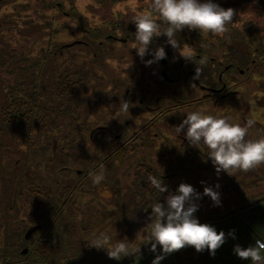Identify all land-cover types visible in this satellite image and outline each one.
I'll use <instances>...</instances> for the list:
<instances>
[{
    "label": "rangeland",
    "instance_id": "1",
    "mask_svg": "<svg viewBox=\"0 0 264 264\" xmlns=\"http://www.w3.org/2000/svg\"><path fill=\"white\" fill-rule=\"evenodd\" d=\"M230 1L236 2V0ZM237 1L238 5L235 8L236 14L245 16L246 12L244 8L247 7L249 11V14L246 16L247 19H249L250 17H254V15L256 13H259L261 10L258 3H250L246 5L241 0ZM80 3L82 6H80ZM150 3L151 0H149L145 4L138 2V0H128L127 2L123 3L127 4L128 6H125L122 10H119V5L115 7L114 10L117 13L120 11L121 14L125 15L126 19L128 14H138L140 11H146V7ZM78 4L80 9L87 15L91 14V23L94 24L93 26L97 27L106 25L101 19L108 18L104 15L108 7L94 6L95 8H91L88 6V2H81L80 0L78 1ZM62 22H64L65 25H69V31H67L69 34L65 32V34L67 33L66 39H72V34L74 35V39L82 37V34H79L78 28L72 25L71 22L66 19L62 20ZM257 23L259 26L263 25L264 18H257ZM241 24L242 23L240 22V25ZM70 27H72L73 29H70ZM134 43L135 40L132 43L128 42L123 46H120L119 43H115L117 44L116 47L119 50L112 51V53L117 56H123L122 58H117L118 60H120V66L113 64V62L109 64L105 60H103L104 65H100V61H102V59L96 55L97 60L94 64L95 69L99 70V72H97L98 74L96 75L97 77H95V79L92 78L93 81L91 79L86 80V87L85 85L82 86L84 78L81 79V76H74L73 80L70 79V81H73V84L75 85L72 86V90H68V93H71V99L69 100H72V98L73 101L76 100V108H74L72 114L65 110H63L62 113L53 112L52 119L54 122H51L53 126L57 124L55 121H60V125H62L63 128H61L62 131L59 136L66 138L70 134L74 135V140L71 141V145L69 147H67L66 144L62 146L64 144L63 142L59 143L58 145L54 144V140L56 139L57 135L47 132L46 126H44L43 129L40 128V126L33 121H31L29 126H27L25 129V132H28L31 136L30 141H27L26 138H22V136L18 134L11 135L8 133V131L0 133V146H2L3 150L10 156V164L14 168V171L18 173L21 170L20 173L23 174L25 169L30 170V172H28L24 176L14 177V175L16 174L15 172L11 173L1 168V166H6V162L3 160L2 155L0 154V195H2L0 196L1 200H5L6 197L3 198V196L9 195V193L11 192L10 187L7 186L9 182H11V184L14 183L15 189H17V196L13 195L12 199L6 200L10 209L0 212V221L3 224L9 225L11 227L16 226L17 224L15 223V213L18 212L17 208H28L27 210L21 211L28 214L30 207L22 205L27 201V198L32 194V192H34L36 189L45 188V184L53 182L58 177H60L61 180L75 179L73 183L76 184L77 181V184L74 187V195L69 203L72 205L73 202H76V204H73L72 206L77 205L79 209V211L77 212H79V218L81 220L80 223H83L84 227H88L89 230L95 226L108 225L109 228L113 227V230H111L112 235H110L111 243H115L117 240H122L123 236L126 239L128 238V235H133L136 232H139L138 236L127 242L133 244L136 248H140V252L135 255L123 257L120 260L110 259L107 255V252L105 254H102L101 252L99 253V255L102 256L101 259L103 260V263L101 264H119L120 262V264H152L157 254L150 250L151 244L148 243V232L145 234H141L140 231H138L139 229H141V226L135 229L129 227V225L134 226L135 224L141 222L137 215L147 218V215L144 211H147V208L149 207L148 202H135L133 204H129V200L123 199L125 197L124 195L123 198L121 197V205L122 208L124 210L126 209L127 211L123 214L122 212H120V206H117L115 204V201L118 200V195L115 194L114 190L112 189L113 183L111 180L120 176L123 180H126V182L130 183L138 177L136 186H142L139 178L144 177L143 174H147L148 169H151L159 174L163 172L168 173L169 171L164 170L163 167L159 165L158 156L156 154L157 145L160 147H164L162 141H160V139H158V141H154V155L149 154L147 158L150 164L137 166L136 163L131 159L139 156L136 150L133 152L134 155H131V147L126 151L120 150V147L122 146L121 140H116V138L113 139L112 136H109L108 138L106 136L101 137V134L91 132L92 129L97 130L100 126H105L114 129V135H116L122 131L121 125H123V123H125V121L129 117H133V119L137 120L135 122L138 123V120H142L148 115V113L142 111H137L133 114L129 113V111L135 106V104L130 107L127 113L119 111L120 102L124 97L125 89L129 87L125 85L122 80H120V78L127 79L129 81L132 80L129 76V71H126V69L129 68L124 69V67L127 65L126 63H128V65L130 66L134 64V56L131 55L133 54L132 46ZM74 53L77 54V56H74V58H79L80 54L78 53V51L76 50ZM91 55L94 54L91 52ZM85 57L91 59L89 54L85 55ZM118 67L122 70H118ZM67 79L68 78L66 77V80ZM104 86L106 89V93H99V91L103 89ZM115 86L119 87L116 88ZM156 88L157 87L155 86V89ZM187 93L191 94V92L189 91ZM190 97L192 96H189V98ZM3 99L4 96L0 92V103L3 101ZM258 104L264 108V103L259 102ZM234 105L236 106V103H234ZM67 106L69 107V104H67ZM253 106L255 108V111L260 109L259 111L263 112V109L261 107H258V105L253 104ZM226 107L228 109L226 112L224 111V109H219L218 107L217 114L224 115L229 112L228 116H231L233 122L242 125L243 122L240 119V114L237 112V109L234 112L231 109H235V107H231L229 104H226ZM246 116L254 117L256 120L262 121L256 116L255 113L247 112ZM84 124L87 125L86 130L81 128V126ZM256 126H258V123H255V125L249 129L247 138H258L261 136V132L257 129ZM72 128L75 129L71 130ZM91 133L92 137L94 136L93 138H91ZM33 141L35 144H39L38 147L41 148L43 147V143L45 142V147L49 158H52L53 154L58 148L61 149L56 157V159L60 161V165H56L54 163V160L52 162L54 168L52 169L51 173L39 171L41 163L39 159L40 155H38L36 152H34L33 149H31V143ZM102 146L111 148L107 153L99 156L98 154L101 152L100 147ZM53 148L56 150L53 151ZM115 154L118 155L115 156ZM106 155L110 156V158H104V160L103 157ZM95 156L96 160L93 164L90 165V167L92 169L96 168L95 173H99L101 170H103L105 179L100 184H94L89 174L80 175L77 173H73L70 170L65 171L67 167L77 168L79 167L80 163H82L83 161L88 162L90 158H93ZM198 157L203 156L199 155ZM31 159L32 163H27L26 160ZM202 160L205 162V159ZM20 162L22 163V166L20 165ZM190 166L197 171H199L200 169L204 170L203 166L190 165L188 163L181 165L179 164V166L175 165L173 167L169 165L167 166V168L172 169L170 170V172H173L174 170L177 173L175 179L176 177H178L177 179L181 181V183L192 185L191 182L194 180L192 178V175H195L196 173L193 171H188ZM260 166L264 169V165ZM57 169L59 170V173L56 172ZM185 171L189 172V174L185 177H179L181 176L180 174H183ZM209 171L213 176L211 180L207 182V185L213 187L214 190L218 191L220 194H223L220 196L221 205H214V202L210 197L204 196V198L200 199L199 202L196 201V203L199 205V208L194 215L199 219L201 223H208L215 227L217 232L224 231L226 234V242L216 251L214 256L211 255L207 249H205L203 252H197L194 247L189 246L186 247L189 250L186 251L187 253L182 249L176 251L174 252V254L172 253L167 255L163 260L160 261V264H188L185 260V257L187 256H189L188 258L191 260L192 264H253L251 260H242L241 258H239L238 255L234 252V247L236 245H240L243 248H247L250 245H254L256 239L259 236L264 237V232L261 231L263 228H260L264 226V206H261L264 204L261 203V205H255L254 202L255 198L264 194V172L261 173V171H257L256 168H254L252 169V171L245 172L246 174L244 176L240 174L239 177L241 189L240 192H237L235 175H229L228 173L223 171L218 174L215 166H208V170L206 172ZM254 171L255 173H253ZM64 173H67V175H63ZM252 173L253 178L251 177ZM173 179H170V182H172ZM217 184L219 185V188L215 187ZM87 189L89 193L84 191ZM125 193L126 192L124 191V194ZM243 195H245L246 197L242 198ZM239 201L241 202L238 203ZM82 204L85 206L86 211L81 214L80 208ZM237 208L239 209L237 210ZM133 214L134 216L131 220L130 216ZM233 217H238L236 218L237 221L245 222L248 224V226L239 227V230L237 232V230L234 229L233 226L236 225V220ZM230 218H233V220H230V222L227 223V220ZM221 223H223V225H221ZM120 226L123 228V230L121 231L119 230ZM129 230L133 233L128 232ZM230 230L232 232L234 230V236L228 235L231 232ZM83 237L85 238V235H83ZM87 239L91 241L93 238L90 237ZM157 251L162 253V249H160L159 246ZM185 253L187 256H185ZM262 255H264V253H262Z\"/></svg>",
    "mask_w": 264,
    "mask_h": 264
},
{
    "label": "flooded vegetation",
    "instance_id": "2",
    "mask_svg": "<svg viewBox=\"0 0 264 264\" xmlns=\"http://www.w3.org/2000/svg\"><path fill=\"white\" fill-rule=\"evenodd\" d=\"M56 1L59 3V8L58 12H55L54 14L57 17L56 19L59 21L58 27H61L62 29V31L57 34L56 39L60 42V46L71 48V52H75L76 50L78 51L80 56L79 58L75 59H81L82 62L76 63L82 66V69L85 73L90 71L84 76V80L91 79L93 81L92 78L95 79V77H97L96 75L98 74L97 72H99V70L95 69L94 64L97 60V57L94 59V63L92 62L89 64V66L87 65V61L89 59L86 58L85 55L89 54L91 57V52L94 54L92 56L97 55L102 59V61H100V65H104L103 60H105L109 64L113 62V64L120 66V60L117 58H122L123 56H117L113 54L112 51L119 50L117 49V44L115 43H119L120 46H123L126 43H132L135 40L134 34L136 32V26L132 21V18L136 15V13L128 14L125 19V15L121 14L120 11L117 13L114 9L120 5L119 10H122L123 7L128 6L127 4H123L128 0H80L81 2H88V6L91 8H95L94 6L108 7L107 11L104 13V15L108 18L101 19L106 25L97 27L93 26L94 24L91 23V14L87 15L80 9L78 4L79 0ZM148 1L149 0H138V2L143 4L147 3ZM241 1H243L246 5L250 3H258L261 8L260 12L256 13L254 17L247 19L246 16L249 14V11L247 7H245V16L236 14L232 23L227 25L228 30L223 35L202 33V37H197L199 30H190L188 28H185L183 31L176 34V39L182 48L186 47L190 49L197 59L203 56L207 57V63L202 65L203 74L199 80L194 81L192 79L193 76H195V68L197 65L192 61L185 60L180 55L178 49H174L170 44H168L167 36L154 38L153 42L150 44L149 54H146L143 60H141L137 54V49H132L133 54L131 55L134 56V64L130 66L128 63H126L127 65L124 67V69L129 67V69H126V71H129V76L132 80L129 81L127 79L120 78V80H122L125 85L129 86L125 89L123 99L125 101H129L131 105L135 104L129 113L133 114L134 112L142 111L148 113V115L142 120H138V123L135 122L137 120L133 119V117H129L125 123L121 125L122 131L116 135H114V129L105 126H100L97 130H91L92 133L95 132L96 134H101V137L106 136L108 138L109 136H112L113 139L116 138V140H121V151L129 150L131 147V155H134L133 152L136 150L139 156L131 159L136 163L137 166H140L143 163V160L145 164L147 162L149 163L147 159L148 155H154L153 143L154 141H158V139H160L164 147L157 145L156 154L158 156V163L163 167L164 170H172L171 168H167L169 165L173 167L175 165L179 166V164L181 165L186 163L204 167V170L200 169L197 171L190 166L188 170L189 172L193 171L196 173L195 175H192L194 180L191 182V184L195 190L202 195V198L205 196L203 195L204 188L208 186L207 182L210 181L213 176L210 174V171H206L208 170V166L214 165L211 159L207 156L208 149L203 144L199 146L200 148L190 144L185 135L186 128L179 135L175 133L174 128L180 125L183 120L187 118V112L203 110L206 113L212 115L228 116L229 112L224 115L217 114V108H222L226 112L228 110L226 104H229L231 107H235V109H231L232 111L235 112L237 109V112L240 114V119L243 122L242 125H244L247 120L254 119L256 123H258L259 128L258 126L256 127L261 132V136L264 135V108L258 104L259 102L264 103V55L260 54L259 58H256L255 51H259V47L255 46L254 42H249L247 39L240 43L238 42L239 39L236 38L237 35H243V32L239 30L238 26L242 27L243 24L248 20H254L255 23H257V18H264V16H262L263 6L261 4L264 1ZM213 2L219 4L223 8L225 7L224 4L227 3L225 0H214ZM234 4L235 5L231 6L233 9H235L238 5V1L236 0ZM149 5L146 7V11L148 10ZM80 6H82L81 3ZM71 10L81 12L84 15V18L87 19L88 25L98 31L99 39L96 43L89 39L83 30L80 29V26H84V24L82 23V25H80V23L77 22V19H75L73 16L70 17ZM64 19L76 26L78 28L79 34H82V37L74 39V35L72 34V39H66L68 33L67 31H69V25H65V23L62 22ZM240 22L242 23L241 25ZM236 27L238 30H235ZM70 29L73 28L70 27ZM65 32L67 33L65 34ZM44 34L45 31L43 32L42 36ZM230 34H232V36L235 38L229 37L228 35ZM258 34L259 36L257 35L256 38L257 42L260 43V47H264V23ZM160 46L165 48L166 58L158 62H154L150 66H146L145 61L153 59L151 52ZM71 52L69 55L66 52H63L59 56L52 57L48 61V63L56 64L59 70V75L64 72L65 68L74 70L75 68L77 69V67H79L78 64L71 61V59L74 58V54L72 55ZM118 70L122 69H119L118 67ZM74 74L75 76L77 75L76 73ZM47 76H51V73L49 72ZM193 84H195V86H192ZM155 86L157 87L156 89ZM115 87L118 88L119 86ZM188 91L191 92V94L187 93ZM99 93H106L105 86L99 91ZM189 96L192 97L189 98ZM61 97L66 100L70 99V96H67L66 98L65 94H61ZM234 103H236V106ZM253 104L261 107L263 112H260V109L255 111ZM247 112L255 113L256 116L262 121L256 120L254 117H247ZM58 113H62V111L60 110ZM50 118L52 122H54L52 115ZM55 122L57 124L47 128V132L57 135L56 139L54 140V144L58 145L61 142L59 140L60 138L58 139L57 137H62L59 136V134L61 133V128L63 127L60 125V121L57 120ZM40 128L43 129V126H40ZM81 128L86 130L87 125L84 124L81 126ZM73 129L75 128H72L71 130ZM92 133L91 138L94 137H92ZM110 148L111 147L108 148L107 146L100 147L101 152L98 155H104L109 151ZM54 150L56 149L53 148V151ZM57 150L53 154L55 157H57V154L61 149L58 148ZM44 153L47 155L46 147H44ZM199 155H202L203 157H198ZM107 156L108 155L104 156L103 159L110 158V156ZM202 159H205L206 164ZM95 160L96 156L90 158L88 160L89 163L83 161L80 163L79 167H67L65 171L70 170L71 172L80 175H88L90 172H96V168L92 169L90 167V165L93 164ZM256 170L261 171V173L264 172V169L261 166L256 167ZM189 172L185 171L183 174L179 173L181 175L179 177H185L189 174ZM253 173H255V171ZM253 173L251 175L252 178ZM160 174L161 175L158 174V176L161 177L162 180L164 179L163 181H170V179L173 178L175 179V176L177 175L176 172H171L170 174H165L163 172ZM240 174L244 176L246 173L239 170L233 171V176H236L235 182L237 192H240L241 189L239 177ZM64 175H67V173ZM174 179L172 180L171 185L174 184ZM112 189L114 190L115 188L112 187ZM117 195L121 196L118 194V192ZM221 195L223 194H220V196ZM58 197L61 200L62 195H59ZM243 197L246 196L243 195ZM67 198L68 199L66 200L63 199L62 202L67 201L69 203L72 200L70 195L67 196ZM118 199L121 198L118 197ZM199 201L200 199L197 200V202ZM240 202L241 201L238 203ZM254 202L255 205L261 203L263 204L264 194L255 198ZM53 203L56 204L57 201L54 200ZM121 208L122 206L120 209ZM47 209L50 210V214H56V216L59 214V217H61L63 212L60 208H56L54 205L47 207ZM238 209L239 208H237V210ZM33 226L35 225H32V227ZM40 227L41 224L39 225V229ZM30 228L31 227H29V229ZM36 230L27 234L29 236L33 235ZM24 252L26 254L29 252L28 246L24 248Z\"/></svg>",
    "mask_w": 264,
    "mask_h": 264
},
{
    "label": "trees",
    "instance_id": "3",
    "mask_svg": "<svg viewBox=\"0 0 264 264\" xmlns=\"http://www.w3.org/2000/svg\"><path fill=\"white\" fill-rule=\"evenodd\" d=\"M225 1H227L224 4L225 9L232 8L231 6L235 5L230 0ZM261 4L263 6L262 16H264V2ZM58 8L59 3L56 0H0V92L4 96L3 101L0 103V133L8 131L11 135L18 134L30 141L31 136L28 132H25V129L31 121L39 126L50 128L52 126L50 116L53 112L65 110L72 114L73 109L76 108V100L73 101V98L72 100H66L61 97V94H65L66 98L70 96L71 93L69 94L68 90H72V86L75 85L73 81H70V79H74V73L81 75V79H83L90 71L85 73L82 66L76 63L79 65L77 69L65 68L62 76V74L59 75V70L55 63H48L52 57H57L63 52L69 55L71 52V48L60 46V42L56 39L57 34L62 30L61 27H58L59 21L54 14L58 12ZM70 15V17L73 16L77 19L80 25L84 24V26H80V29L83 30L89 39L96 43L99 39V33L95 28L88 25L84 15L75 10H71ZM262 27L263 25L259 26L254 20H248L242 27L238 26L243 35L236 36L240 43L247 39L259 47V51H255L256 58H259L260 54L264 55V47H260V43L256 39ZM235 30H238L237 27ZM44 31L45 34L42 36ZM228 36L233 37L232 34ZM197 37H202V33L198 32ZM74 56H77V54L74 53ZM91 57L87 61L88 66L92 62L94 63L96 58V56L92 55ZM71 61L82 62L81 59L77 60L75 58H72ZM49 72L52 77L47 76ZM66 77L68 78L67 80ZM85 82L86 80H83L82 86L85 85L86 87L87 84ZM67 104H69V107ZM57 138H60V142L64 143L62 146L66 144L69 147L71 141L74 140V135L70 134L66 138ZM38 145L34 141L31 143V149L40 155L39 171L51 173L54 168L52 162L55 160L54 163L60 165V161L55 156L49 158L44 153L45 142L42 148L38 147ZM0 154L6 162V166H1V168L11 173L15 172L10 164V156L3 150L2 146H0ZM117 155L115 154V156ZM26 161L27 163H32V159ZM146 164L149 165L148 162ZM20 165L22 166L21 162ZM143 165H145L144 160L140 166ZM20 171L18 173L15 172L14 177L24 176L30 172L28 169H25L23 174ZM56 172L59 173V170L57 169ZM173 172L175 171L173 170ZM168 173H171L170 169ZM158 174L148 169L147 174L144 173V177L139 178L142 186H136L138 177L130 183L123 180L120 176L111 180L115 188L114 192L116 194L118 192L121 195L118 196L120 198L125 195L123 199L129 200V204L148 202L149 207L147 211H144L147 218L137 215L141 222L134 226L129 225L130 228L134 229L141 226V229L138 230L141 234L148 232L146 225L150 222L148 217L152 212L151 206L156 202L166 204V197L169 192L175 193L181 184V181L177 179L178 177L174 179V184L172 185L170 181H163L168 188V192L161 193L151 186L148 179L150 176L159 178ZM74 181L75 179L61 180L58 177L53 182L45 184V188L36 189L32 192L22 205L30 207L28 214L21 212L28 208H17L18 212L15 213L16 226L11 227L0 221V264L103 263L102 256L99 253L105 254L107 252L106 249L90 247V241L87 238H93L94 234L100 232L110 236L112 235L111 230H113V227L109 228L108 225L95 226L89 230L88 227H84L83 223H80L77 205L72 206L76 202H73L72 205L67 201H65L66 203L62 202L63 199H68V195L73 197L74 187L76 186L73 183ZM7 186L10 187L11 192L9 195L3 196V198L6 197L5 200L2 201L0 198V212L9 210L6 200L12 199L13 195L17 196L15 184L9 182ZM84 191L89 193L88 189ZM124 191L126 192L125 194ZM59 195H62L61 200L58 197ZM121 199H118L117 202L115 201L117 206H122ZM54 200L57 201L56 204L53 203ZM53 205L63 211L61 217H59V214L56 216V214L49 213L50 210L47 207ZM85 209L82 204L80 208L81 214L86 211ZM126 211V209H120L123 214ZM133 216L134 214L130 216L131 220ZM40 224V229L38 228L33 235L29 236L27 234L29 227ZM119 230L121 231L123 228L120 226ZM128 232L132 231L129 230ZM138 234L139 232L128 235L126 239L123 236V239L127 242L138 236ZM83 235H85V238ZM26 246L29 247L27 254L24 252ZM182 250L184 252L189 251L186 247ZM186 253L185 256H187ZM188 257H185V260L188 264H192Z\"/></svg>",
    "mask_w": 264,
    "mask_h": 264
},
{
    "label": "clouds",
    "instance_id": "4",
    "mask_svg": "<svg viewBox=\"0 0 264 264\" xmlns=\"http://www.w3.org/2000/svg\"><path fill=\"white\" fill-rule=\"evenodd\" d=\"M235 15V9H225L213 0H151L147 11H141L132 18L136 26L132 49H137V54L143 60L145 55L149 54L154 38L167 36L168 44L178 49L185 60L197 65L192 79L199 80L203 74L202 65L207 63V57L197 59L190 49L182 48L176 34L188 28L199 30L200 33L223 35ZM151 55L153 59L145 61L146 66L165 59V48L160 46L152 51ZM131 106L129 101L122 98L119 111L127 113ZM255 123L254 119H249L242 126L233 122L230 116H217L196 110L187 112V118L176 126L174 131L179 135L186 128L185 135L191 145L199 147L203 144L208 149L207 156L217 173L223 171L233 175L234 170L247 172L264 165V135L259 138H247L249 129ZM89 176L94 184H100L105 179L103 170L99 173L90 172ZM148 179L157 191L168 192L161 177L150 176ZM215 187L219 188V185ZM203 195L210 197L214 205H221L220 193L213 187L206 186ZM199 199H202V195L192 185L181 183L175 193L169 192L166 204L156 202L151 206L152 212L148 217L150 222L146 227L150 250L157 253L152 264H160L167 255L189 246L194 247L197 252L207 249L214 256L226 242L224 231L217 232L215 227L201 223L194 215L199 208L196 203ZM228 235L234 236V230ZM89 246L106 249L108 257L115 260L140 252V248L124 239L111 243V237L104 232L94 234ZM158 246L162 253L157 251ZM234 252L242 260L264 264V240L256 239L255 244L247 248L236 245Z\"/></svg>",
    "mask_w": 264,
    "mask_h": 264
},
{
    "label": "crops",
    "instance_id": "5",
    "mask_svg": "<svg viewBox=\"0 0 264 264\" xmlns=\"http://www.w3.org/2000/svg\"><path fill=\"white\" fill-rule=\"evenodd\" d=\"M264 204V203H263ZM261 205V204H260ZM261 206H264V205H261ZM233 218H235V220H236V218H238V217H233ZM233 218H230V219H228L227 220V223H229L230 222V220H233ZM243 221H245V220H243ZM226 222V221H225ZM236 222V225H233L234 226V229H236L237 230V232H238V230H239V227H244V226H248V224L247 223H245V222H240V221H235ZM221 225H223V223H221ZM260 228H263L261 231H263L264 232V226L263 227H260ZM231 231V230H230ZM232 232V231H231ZM257 239H261V240H264V237H261V236H259ZM174 254V253H173ZM227 259H229V258H227ZM229 261H231V260H229Z\"/></svg>",
    "mask_w": 264,
    "mask_h": 264
},
{
    "label": "water",
    "instance_id": "6",
    "mask_svg": "<svg viewBox=\"0 0 264 264\" xmlns=\"http://www.w3.org/2000/svg\"><path fill=\"white\" fill-rule=\"evenodd\" d=\"M37 228H39V225H36V226H33V227H31L30 229H29V231H28V234L29 233H32L34 230H36Z\"/></svg>",
    "mask_w": 264,
    "mask_h": 264
}]
</instances>
